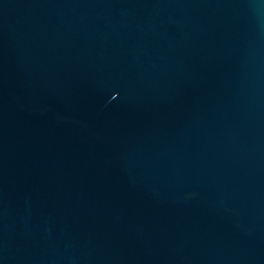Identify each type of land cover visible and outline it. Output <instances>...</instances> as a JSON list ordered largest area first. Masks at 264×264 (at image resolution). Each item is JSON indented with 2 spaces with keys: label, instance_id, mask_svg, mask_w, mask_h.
I'll use <instances>...</instances> for the list:
<instances>
[{
  "label": "water",
  "instance_id": "1",
  "mask_svg": "<svg viewBox=\"0 0 264 264\" xmlns=\"http://www.w3.org/2000/svg\"><path fill=\"white\" fill-rule=\"evenodd\" d=\"M0 264H264V0H0Z\"/></svg>",
  "mask_w": 264,
  "mask_h": 264
}]
</instances>
